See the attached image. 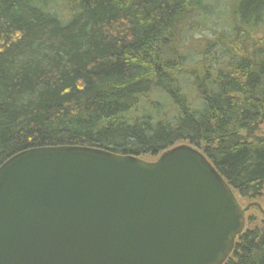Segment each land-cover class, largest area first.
I'll return each mask as SVG.
<instances>
[{
  "label": "trees",
  "instance_id": "trees-1",
  "mask_svg": "<svg viewBox=\"0 0 264 264\" xmlns=\"http://www.w3.org/2000/svg\"><path fill=\"white\" fill-rule=\"evenodd\" d=\"M215 1L3 0L0 167L34 148L156 160L190 144L243 200L263 196L264 0ZM256 219L224 264H264Z\"/></svg>",
  "mask_w": 264,
  "mask_h": 264
},
{
  "label": "water",
  "instance_id": "water-1",
  "mask_svg": "<svg viewBox=\"0 0 264 264\" xmlns=\"http://www.w3.org/2000/svg\"><path fill=\"white\" fill-rule=\"evenodd\" d=\"M252 206L190 144L34 148L0 167V264H224Z\"/></svg>",
  "mask_w": 264,
  "mask_h": 264
},
{
  "label": "rangeland",
  "instance_id": "rangeland-1",
  "mask_svg": "<svg viewBox=\"0 0 264 264\" xmlns=\"http://www.w3.org/2000/svg\"><path fill=\"white\" fill-rule=\"evenodd\" d=\"M216 4L220 5L222 4V0H216L215 1ZM209 26H211V24H208ZM207 32V31H206ZM203 35L199 34L198 37H202ZM197 39V38H196ZM262 131L264 133V123L262 124ZM155 158H151V157H148L147 159L145 160H154ZM157 159V158H156ZM240 201H241V204L243 206H247L250 202L252 201H248V200H243L242 198H240ZM254 202H257L261 205L262 209L264 210V192H263V196H261L260 198H258L257 200H253ZM249 217H255L257 218L256 221L258 222H261L263 219H264V215H263V212L261 209H259L258 207L254 206V207H251L247 213H246V220L248 221L249 220Z\"/></svg>",
  "mask_w": 264,
  "mask_h": 264
}]
</instances>
